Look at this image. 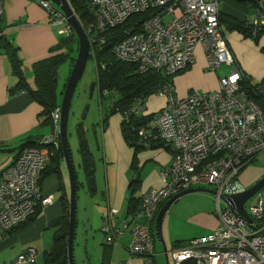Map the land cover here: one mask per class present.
Segmentation results:
<instances>
[{
  "label": "built area",
  "instance_id": "obj_1",
  "mask_svg": "<svg viewBox=\"0 0 264 264\" xmlns=\"http://www.w3.org/2000/svg\"><path fill=\"white\" fill-rule=\"evenodd\" d=\"M68 1L88 37L91 52L107 45L111 29L135 14H145L123 29V38L114 43L112 52L140 73L155 71L169 79L154 92L167 97L164 108L134 131L138 144L146 148L154 144L170 148L172 165L161 169L163 186L142 196L137 213L123 221V228L113 227L116 210L110 211L102 226L108 244L129 229L130 253L150 258L155 253L153 224L159 207L184 190L210 186L216 190L218 225L212 233L174 247L169 252L174 264H264V197L258 192L254 204H245L252 222L221 205L224 196L244 190L238 184L242 169L264 151V78L253 84L237 63L219 20V1L83 0L89 15L84 22ZM256 1L264 9V1ZM39 4L50 14L52 24L64 25L60 30L63 36L73 31L54 2L40 0ZM168 15L171 19L166 21ZM252 24L264 25L263 12ZM199 45L210 71L218 72L225 65L229 73L220 78L219 89L196 91L180 99L171 79L195 63ZM104 94L118 97L114 90ZM146 108V98L136 96L129 108L118 113L127 121L132 116L140 119L148 116ZM51 120V135L38 145L24 147L0 175V241L9 230L31 218L38 207L44 209L54 202L52 195L43 193L42 175L50 157L60 149L61 106L52 111ZM37 256L36 249L29 248L13 264H34Z\"/></svg>",
  "mask_w": 264,
  "mask_h": 264
},
{
  "label": "crops",
  "instance_id": "obj_2",
  "mask_svg": "<svg viewBox=\"0 0 264 264\" xmlns=\"http://www.w3.org/2000/svg\"><path fill=\"white\" fill-rule=\"evenodd\" d=\"M39 1L1 0L2 19L0 27L6 39L17 48L26 80L34 90L37 89L34 64L58 53L67 52L66 48H59L63 36L60 33V25L52 24L50 14L40 6ZM218 1L222 16V28L237 63L251 78V82L256 84L264 78V33L255 40L246 36L238 28L231 27L228 29V25L240 23L250 26L252 21L259 16V11L245 1ZM195 54L196 61L185 71L186 73L183 72L184 75L178 77V75L183 74L180 73L172 78L177 97L185 94L184 85L186 81L184 80L191 81V88L215 91L219 89L220 78L229 73L227 67L222 71L218 70V72L210 71L205 51L201 45L196 48ZM18 81L11 62L2 47V41H0V175L15 161L23 144L30 141L39 142L42 138L49 136L45 126L50 127V131L52 128L51 125L43 123V118L39 116L42 108L33 100L30 93L15 89ZM177 86L181 90L180 93L179 89L177 93ZM163 97L165 99L160 105L147 106V115H157L164 108L167 97ZM59 105H61L60 102ZM104 118L101 126L103 146V163H101L103 165L100 166V169L95 162L94 155L90 152L91 157L94 158L93 182L96 184L92 190L91 215L86 217L90 221L86 246L88 264H121L124 262L126 264H167V260L169 264H174L169 252L177 244H185L195 238L200 234L199 232L204 235L212 233L218 225L217 215L214 214L213 209L197 205L181 220L180 226L176 227L174 233L169 232L167 234L166 225L172 219L171 212L176 208L177 203L183 200L181 198L172 205L164 217L162 229L165 243L155 240V243L156 241L160 243L161 248L158 249L155 244V254L150 258L142 255L134 256L130 253L129 246L132 234L129 229L117 236L113 244H108V234L102 230V226L110 211L116 210L112 220L113 227L123 228V221L130 220L135 216L129 212L130 199L132 197L140 199L151 189H159L163 186L160 172L162 168L172 165L173 151L162 145L136 150L126 142L122 130V116L111 114L109 107ZM61 161L62 158L59 161L58 172L46 175L42 181V190L45 195L54 197L57 192H61L60 202H57L54 197L53 204L43 209L44 215L38 219L40 214L36 218L38 221L35 220L38 228L55 226L54 236L63 220L64 203L68 205V210L70 208L66 191L65 168ZM258 171L263 173L262 169H258ZM136 172L139 183L133 186L131 183ZM255 172L253 175L243 177L242 182L247 188L256 183L264 174L260 173L261 176L256 178L254 177ZM165 203L159 207L158 213ZM23 229L1 240L0 249L15 242ZM53 242L49 249L43 251V256L45 252L51 250ZM29 248L36 249L32 246ZM36 251L39 256L38 249ZM166 252L168 253L167 258ZM38 256L34 264L38 262Z\"/></svg>",
  "mask_w": 264,
  "mask_h": 264
},
{
  "label": "trees",
  "instance_id": "obj_3",
  "mask_svg": "<svg viewBox=\"0 0 264 264\" xmlns=\"http://www.w3.org/2000/svg\"><path fill=\"white\" fill-rule=\"evenodd\" d=\"M249 2L251 5L256 7L258 11L263 12L264 9H261L258 2L256 0H239ZM72 6L77 14L80 15L81 20L84 22L88 19V11L87 6L83 0H71ZM145 16L142 13H138L133 15L125 24L120 25L114 29H111L106 35V43L107 45L104 48L97 47L92 50L90 53L89 59L93 58L97 62V79L94 85L99 87V92L101 98L103 96L107 97L109 95H105V90H114L117 92L118 97L115 99L114 96L110 95L111 104H110V113L115 114L119 111L123 112L127 108H129L132 100L136 96L145 97L146 100L149 96L154 95V92L160 88L164 84V82L169 79L160 74L159 72L149 71L146 73H140L136 70V66L132 64H128L115 56L112 52V47L117 40L123 38V29L137 21L140 20V17ZM2 19V15L0 16V22ZM219 20L222 26V16L219 14ZM228 29L231 27L238 28L240 31L244 32L246 36L252 37L257 40L259 36L264 33V25L259 27L251 24L250 26H245L242 24H232L228 25ZM223 29V28H222ZM2 30V29H1ZM224 32V30H223ZM225 33V32H224ZM0 41H2V47L5 51V54L8 56L14 74L18 77V84L16 85L17 91H27L32 96L33 100L37 102L42 110L39 114L41 118H43L44 124L51 125V113L52 111L59 106L58 101V84H59V68L66 61V59L71 56L74 47L73 45L77 44L79 51V42L78 37L74 30L69 35H64L61 38V42L59 48L63 47L67 49V52H61L56 55H53L49 58H46L40 62L34 64V75L35 82L37 85V89H32L26 80L24 75V71L22 69V62L18 54V50L13 46L11 42L6 39V36L1 35ZM75 60L73 59L74 65ZM172 80V79H171ZM156 115H148L145 117H141L137 119L132 116L127 121L124 117H122V130L126 142L134 147L136 150H140L146 148L137 142V134L134 131V127L146 124L149 120L153 119ZM105 119V118H104ZM79 134L81 138V152L84 155L86 160L85 169L88 181L93 182L94 180V162L91 157V153L89 151L87 141L84 136V131L82 127H79ZM39 142H27L23 144L20 148V151L26 146H35L38 145ZM162 144H154L152 146H161ZM164 146V145H162ZM55 149L54 147H51ZM61 158V150L57 149L54 156L50 157L47 168L44 170L42 175V181L44 177L48 174L58 172L59 161ZM255 158L251 163L246 165L243 169L245 170L249 165L253 163ZM139 183V178L137 172L134 175L132 180V185L135 186ZM64 199V198H62ZM141 203V198L130 199V208L129 212L134 215L137 213L139 206ZM65 213L63 216V220L59 228L57 229L53 246L50 251L45 252L43 256V264H69V251H68V241H69V230H70V214L68 210V205L64 203ZM43 208L40 206L37 208L35 214L29 218L27 221L22 223L19 226L14 227L9 230L4 239L15 234L17 231L23 229L30 223L34 222L36 218L42 213ZM1 242V241H0ZM183 244V243H182ZM181 244H177L175 247L180 246Z\"/></svg>",
  "mask_w": 264,
  "mask_h": 264
},
{
  "label": "rangeland",
  "instance_id": "obj_4",
  "mask_svg": "<svg viewBox=\"0 0 264 264\" xmlns=\"http://www.w3.org/2000/svg\"><path fill=\"white\" fill-rule=\"evenodd\" d=\"M39 1V0H35ZM171 16L168 15L165 17L166 21H169ZM64 26V25H63ZM63 26H60L62 29ZM74 50L66 61L59 68V102L62 104L63 96L67 81L70 77L72 68H73V59L76 60L78 52L77 44L73 45ZM75 63V62H74ZM226 66L222 65L220 70L225 69ZM186 73V72H185ZM183 74L178 75V77L183 76ZM97 79V62L93 58H90L85 69L84 75L82 79L79 81L76 91L74 93L72 99V105L69 114V122H68V140L70 143V148L74 160V164L76 166L77 178L80 183V187L78 190L77 197V228H76V238L74 241V258L75 264H88V257L86 254V246H87V234L90 231V221L87 220L86 217L91 215V205H92V190L95 187V182L88 181L85 164L86 160L84 158L83 153L81 152V138L79 134V127L81 126L84 131V136L86 141L88 142V148L90 152L95 157V162L97 163L99 169L103 164L102 156V123L104 116H106L107 111L111 104L110 96H103L101 98L99 87L94 85ZM184 96H179L180 99L187 98L191 93L196 91H203V89L199 88H191V81L184 80ZM94 85V87H93ZM178 87V86H177ZM177 88V93H178ZM179 89V93H180ZM165 99L163 96L159 95H151L146 100V106H158ZM121 116L119 113H115ZM45 127L49 135H51L52 128L50 131V127L46 125ZM105 127V125H104ZM100 145V148H99ZM94 161V158H92ZM102 162V163H101ZM61 164H63L65 168V181H66V191L68 194V199L70 203L71 199V176L67 166V163L64 159H62ZM258 169H262L264 173V151L259 153L253 163L249 165L243 172L241 173V177L239 179L238 184L241 188H247L244 182H242L243 177L250 176L254 174V177L258 178L261 176L260 173L262 171H258ZM262 173V174H263ZM264 175V174H263ZM263 175L260 177L262 178ZM259 178V179H260ZM210 188V186H207ZM212 188V187H211ZM213 189V188H212ZM60 191L57 192L54 197L57 202L59 201ZM261 195L264 197V187L260 190ZM258 195L253 196L247 202V206L250 204H254L258 200ZM182 201L177 203L176 208L171 212L172 219L168 221L166 225V233H174L176 231V227H179L181 224V220L191 212L193 207L197 205L204 206L210 209H213L214 214H216V195L209 194L206 192H197L187 194L182 197ZM221 205L223 207L228 206L226 202L222 199ZM190 210V211H189ZM44 215V212L41 213L38 219H40ZM38 219L36 221H38ZM36 221L33 222L31 227H26L19 233L18 239L16 238L15 242L12 244H7L6 246L0 249V264H13L15 259L25 250L27 251L29 247H35L39 251L38 262L36 264L43 263V251L45 249H49L53 242V236L56 227H45L38 228ZM85 225L87 226L85 228ZM155 223L153 224V228ZM198 236H204L201 232H199ZM157 248L160 249V243L156 241L155 243ZM170 245L172 243L170 242ZM156 251V248H155ZM155 254V253H154ZM153 254V255H154ZM173 263V261H172Z\"/></svg>",
  "mask_w": 264,
  "mask_h": 264
},
{
  "label": "water",
  "instance_id": "obj_5",
  "mask_svg": "<svg viewBox=\"0 0 264 264\" xmlns=\"http://www.w3.org/2000/svg\"><path fill=\"white\" fill-rule=\"evenodd\" d=\"M56 4V6L64 13L67 18L68 23L76 33L79 42V52L75 63L73 65L70 77L67 81L63 101L61 104L62 107V121L60 128V150H61V158L64 159L67 163L70 176H71V199H70V230H69V241H68V255H69V264H75L74 258V241L76 238V228H77V197L78 190L80 187V183L77 178L76 166L74 164L70 143L68 140V122H69V114L72 105V99L76 88L78 86L79 81L82 79L85 69L87 67L89 56L91 53V47L84 29L80 25L77 17L75 16L73 9L68 0H51ZM94 87V85H93ZM264 187V176L260 178L256 183L252 186L244 189L243 191L235 194H231L229 196H224L223 200L226 204L238 212L242 217H244L248 222H252V218L245 209L246 202L251 199L255 194L260 192V190ZM197 192H206L209 194L216 195V190L210 188H190L182 191L176 196L169 199L160 209L157 217L154 228V235L156 240L165 243L163 237V221L167 212L170 210L173 204H176L183 196L191 193ZM168 253L166 252V258ZM167 264L168 260H167Z\"/></svg>",
  "mask_w": 264,
  "mask_h": 264
},
{
  "label": "clouds",
  "instance_id": "obj_6",
  "mask_svg": "<svg viewBox=\"0 0 264 264\" xmlns=\"http://www.w3.org/2000/svg\"><path fill=\"white\" fill-rule=\"evenodd\" d=\"M59 106H61V105H59Z\"/></svg>",
  "mask_w": 264,
  "mask_h": 264
},
{
  "label": "bare ground",
  "instance_id": "obj_7",
  "mask_svg": "<svg viewBox=\"0 0 264 264\" xmlns=\"http://www.w3.org/2000/svg\"><path fill=\"white\" fill-rule=\"evenodd\" d=\"M220 14V13H219Z\"/></svg>",
  "mask_w": 264,
  "mask_h": 264
}]
</instances>
